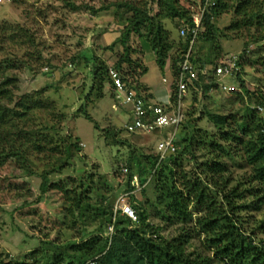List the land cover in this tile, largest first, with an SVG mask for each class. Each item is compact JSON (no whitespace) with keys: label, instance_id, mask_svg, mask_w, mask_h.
I'll return each mask as SVG.
<instances>
[{"label":"rangeland","instance_id":"1","mask_svg":"<svg viewBox=\"0 0 264 264\" xmlns=\"http://www.w3.org/2000/svg\"><path fill=\"white\" fill-rule=\"evenodd\" d=\"M155 1L70 0L77 10H70L61 1L50 4V7L34 6L27 0L0 4V63L10 65L5 76L15 79L9 106L12 107L26 95L38 96L44 105L27 112L31 118L27 124L31 129L54 125L59 136L65 138L59 142L58 151L29 152L24 163L18 162L17 156L0 157L1 261L8 264L29 262L26 256L43 241H52L54 245L61 246L82 242L95 234L104 236L105 218L108 216L100 215L97 208L114 204L116 198L124 193L127 181L124 164L133 154L146 171L150 169L151 162L146 156L157 153L156 145L162 135L127 133L124 129L125 114H121L120 107L113 108L116 102L110 84L105 85L103 98L96 99L93 93L91 102H85L91 73L80 52L90 50L109 66L113 65L121 47L115 44L112 49H107V46L119 36L122 28L119 22L132 15L125 4L147 2V7L156 13L158 8ZM240 1L225 0L233 7L215 19L220 31L218 41L223 49L222 56L239 54L246 45L253 50L258 46L263 49L242 60L240 76L243 85L232 75L220 78L219 88L211 87L204 93L198 90L196 94L186 91L180 103L185 112L184 119L178 129L191 132L196 127L200 132H206L209 138L231 148L232 161H228L229 170L223 175L230 178L225 188L227 193L232 187H237L235 203L242 206L233 211V217L243 233L253 232L254 242L264 244L263 190L251 179L252 168L244 159L243 149L236 143L219 139L221 132L229 130L215 125L208 116H227L229 128L235 129L237 124L234 121L242 123L248 114L247 106L253 105L255 98L258 100L264 95V0H255L257 10L253 13L250 26L226 29L242 19L243 14L234 13V7ZM179 2L186 6L191 0ZM38 9L41 13L37 12ZM178 20H163L174 44L179 38ZM22 34L31 35L32 42H26ZM255 37L263 39L257 43L253 39ZM131 42L136 50L132 58H138V70L140 63L143 64L142 54L147 67L145 80L155 85L151 89L154 94L160 90L153 103H166L172 83L169 63L158 69L149 43L136 35ZM198 50L196 48L195 52L198 53ZM208 68L210 66L206 65L201 71ZM221 85L233 87L235 91H222ZM247 92L251 99H248ZM239 95H245L243 100ZM83 103L82 108L92 117L97 128L84 118L80 109ZM182 148L183 145L178 152ZM189 150H192V155L185 152L181 156L182 168L193 179L200 172L196 166L215 157L216 152L196 145ZM60 156L66 160L65 165L60 171H51L60 164ZM131 166L136 172L134 161ZM30 169L33 174H29ZM44 172L48 173L49 182L47 191L41 193L40 174ZM224 181L222 178L221 182ZM156 183V177H152L144 184L143 190L132 192L136 204H140L146 212L147 222L157 230L156 234L150 236L186 238L184 246L187 253L213 258V251L204 247L208 231L202 230L196 223V218L205 216V211L194 213L191 221L187 222L174 217L169 221L163 219V214L156 215L160 208H164L156 201ZM224 213H227V208ZM166 214L170 216L168 212ZM211 264L221 263L213 261Z\"/></svg>","mask_w":264,"mask_h":264},{"label":"trees","instance_id":"2","mask_svg":"<svg viewBox=\"0 0 264 264\" xmlns=\"http://www.w3.org/2000/svg\"><path fill=\"white\" fill-rule=\"evenodd\" d=\"M37 1L27 0L31 5L48 7L61 1L70 10L78 9L70 0ZM224 1L209 0L213 4H209L202 16L191 56L193 63L197 65V79L188 82L187 86V91H192V94H196L198 90L204 93L211 87L216 88L212 68L223 55V49L218 41L220 31L215 24V19L233 7ZM204 2L205 0H201L202 5ZM196 3V0H191L188 5L182 6L179 0H156L155 4L158 8L156 13L147 7V2L135 5L125 4L132 15L119 22L122 25L119 36L107 46V49H112L115 44L121 47V52L113 66L121 73L124 81L129 83L145 102L150 99L151 94L147 93L148 88L139 82V78L147 72V67L144 63H140L138 70V58H132L136 54V50L132 46L131 38L136 35L149 43L159 69H162L166 61L169 60L171 73L175 75L178 70L177 63L189 46V37H181L179 29L184 26H193L192 13L196 12L198 8ZM255 10H257L255 0H241L234 7V13L243 14L242 19L226 29L236 30L241 26H250ZM37 12L41 13L40 9ZM164 19H179V38L175 44L170 40L169 30L164 25ZM27 35L22 34L21 37L28 43L32 42L31 35ZM223 36L225 35L223 34ZM253 39L258 43L263 38L255 37ZM196 48L199 49L198 53L195 52ZM259 49L263 48L258 46L253 50V48H247L246 45L239 53L238 65L240 69L235 77L238 82L240 81V85H243L240 76L242 60L248 59L252 53ZM89 51L84 49L80 52L85 64L89 65L88 69L91 73L89 92L84 96L85 102H91L90 96L93 93L96 99L103 98L104 87L106 84H110L109 65L101 57ZM206 65L210 66L209 70L207 69L206 73L200 72ZM9 67V64L0 63V157L5 159L17 156L18 162L24 163L27 161L29 152L58 151L59 142L64 141L65 138L59 136L56 126L31 129L27 124L31 121L27 112L44 105L38 96L26 95L12 107L9 106V103L12 102V88L15 83L14 78L5 76V71ZM175 87V83L172 82L171 102L176 101ZM247 95L248 99H251L249 92ZM244 96L239 95V98L243 100ZM254 100L253 105L247 106L248 114L242 120L243 122L234 121L237 124L235 129L229 128L227 116L213 114L208 116L215 125L223 126L229 130V132H221L219 137L221 141L236 143L243 149L244 159L252 168L251 179L262 188L261 197L264 199V95L258 100L256 98ZM82 106L84 103L80 106L84 118L94 123L92 117ZM257 107H261L262 110L259 111ZM94 127H96L95 123ZM42 130L49 133H42ZM209 137L206 132H200L196 127L191 132H182L181 128L178 129L175 135L177 146L175 153L161 160H159L158 153L149 154L146 156L151 162L148 171L142 167V162L138 158L133 154L130 156L129 164H124V168L127 170L124 192L128 193V202L137 216L135 221L118 212L114 214L113 203L106 208H97L98 211L100 210V215L108 216L105 218L107 223L104 236L95 234L82 242L61 246L54 245L52 241H43L26 256L29 262H16L15 264H90L92 261L94 264H211L213 261H218L221 264H264V244H253L254 233H243L236 222L237 220L233 217V211L242 207L235 203L237 187H232L226 193L225 183L228 184L230 178H224L223 175L229 170L228 161H232L231 148L225 147ZM54 142L55 144H53ZM181 145L183 148L178 152ZM194 145L210 148L216 154L215 157L206 159L196 166L200 172H196L197 174L192 179L182 168L181 156L185 152L192 155L193 152L189 149ZM59 160H61L60 164L52 168L51 171L56 172L63 168L66 160L62 156ZM133 161L136 164L137 173L132 170L131 163ZM28 172L33 174L32 169ZM47 174V172L40 174L41 193L47 191L49 182ZM133 176L138 179V191L143 190L144 184L150 178L156 177V188H158L156 201L164 207L160 208L156 215L163 214L161 216L163 219L169 221L171 217H174L182 222H187L191 221L194 213L205 211V216L196 218V223L202 230L208 231L204 247L213 251V258L201 257V255L193 256L187 253L184 246L187 242L186 238L162 239L160 236L155 238L150 236L156 234L157 230L147 222L146 212L140 204H136L134 193H132L136 191V188L131 185ZM222 178L225 179L224 182H221ZM226 208L227 213H224ZM109 225L113 226L111 235L108 233ZM0 264H8V262L0 260Z\"/></svg>","mask_w":264,"mask_h":264},{"label":"built area","instance_id":"3","mask_svg":"<svg viewBox=\"0 0 264 264\" xmlns=\"http://www.w3.org/2000/svg\"><path fill=\"white\" fill-rule=\"evenodd\" d=\"M10 0H0V3L9 2ZM35 0H30L33 2ZM46 0H38L37 2H44ZM197 1V0H196ZM198 11L192 15L193 26H184L179 29V35L181 37H189V46L187 50L182 54L180 60L177 63V72L172 75V82L176 85L175 102L170 101L168 98L166 103H151L144 101L140 94L125 82L121 73L113 66L108 67V77L110 79V85L113 91L114 101L113 108H121V114H125L126 121L124 129L127 133H142L151 134L157 132L161 134V140L157 142L156 151L159 156V160L164 159L175 153L177 146L175 144V135L178 127L183 122L184 111L180 106L181 99H184L185 92L187 91L188 82L197 79V65H195L191 59L192 48L194 46L195 38L198 30L201 26L202 16L207 10L210 3L209 0H205L204 4H201V0H198ZM264 46V44H263ZM239 54H226L219 58L216 65L212 68V73L216 80V88H219L220 78L226 76L236 75L240 67L238 65ZM205 71H200L206 73ZM165 82V79H162ZM172 84V83H171ZM222 91L232 92L235 88L221 85ZM171 92V88H170ZM259 111L261 107H257ZM126 172V169H123ZM131 185L139 189V183L136 176L132 177ZM113 211L120 215L127 216L132 221H135L137 216L128 202V193L124 192L120 194L113 206ZM113 232V226H108V233L111 235ZM255 244L254 240L252 241ZM94 264V262H90Z\"/></svg>","mask_w":264,"mask_h":264},{"label":"crops","instance_id":"4","mask_svg":"<svg viewBox=\"0 0 264 264\" xmlns=\"http://www.w3.org/2000/svg\"><path fill=\"white\" fill-rule=\"evenodd\" d=\"M141 58H142V61H143L144 65L146 66L142 54H141ZM153 60H154V63H155V65H156V67L159 69V67L157 66V64H156V62H155V56H154V53H153ZM146 73H147V72H146ZM146 73H145V74H146ZM145 74L142 75V76L139 78V82H141L143 85H145V86L148 88L147 93H150V94H151V97H150V99H149L148 101L151 102V103H152V102H156V99H155L156 97H155V95L159 94V93H160V90H157L155 94L151 91L152 86H155V85L152 84L151 82L145 80V77H144ZM170 94H171V92L169 91L168 94H167V95H168V98H169ZM158 102H161V101H158ZM162 103H163V102H162Z\"/></svg>","mask_w":264,"mask_h":264},{"label":"clouds","instance_id":"5","mask_svg":"<svg viewBox=\"0 0 264 264\" xmlns=\"http://www.w3.org/2000/svg\"><path fill=\"white\" fill-rule=\"evenodd\" d=\"M166 63H169V65H170V62H169L168 60L166 61ZM170 68H171V66H170ZM171 93H172V92H171ZM170 96H171V94H170ZM152 103H153V102H152ZM157 103H160V102H157ZM162 104H163V103H162ZM184 113H185V112H184ZM113 206H114V205H113ZM112 233H113V232H112ZM112 233H111V234H112ZM255 244H256V243H255Z\"/></svg>","mask_w":264,"mask_h":264}]
</instances>
